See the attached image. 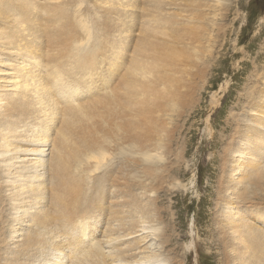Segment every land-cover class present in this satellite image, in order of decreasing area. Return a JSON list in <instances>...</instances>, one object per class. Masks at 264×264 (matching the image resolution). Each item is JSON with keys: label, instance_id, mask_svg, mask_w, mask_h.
I'll return each instance as SVG.
<instances>
[{"label": "bare ground", "instance_id": "bare-ground-1", "mask_svg": "<svg viewBox=\"0 0 264 264\" xmlns=\"http://www.w3.org/2000/svg\"><path fill=\"white\" fill-rule=\"evenodd\" d=\"M99 1L105 7L98 17L86 14L93 0L77 1L74 12L67 9L65 0H52L53 5L44 8L83 35L92 33L98 39L95 46L101 44L98 48H74L70 54L64 50L40 54L38 49L29 52L21 46L10 49L18 56L27 53L31 62L38 63L34 67L44 72L38 78L29 77L35 81L22 83L18 90L22 93L0 89V264H60V260L68 264H158L165 260L146 241L158 236L152 232L155 226L146 225L152 220L154 202L142 199L149 186L137 181L134 173L146 164L140 173L148 180L153 171L149 160H157L159 154H150L157 147L149 148V140L136 129L137 119L148 117L150 106L154 110L150 118L158 113L161 105L155 103L163 98L166 84L203 80L202 74L187 73L185 66L188 71L200 66L197 60L202 52L191 45L202 36L211 41L215 23L209 15L217 5L203 0ZM22 3L32 21L29 6L35 8L42 2ZM2 7L6 9L5 4ZM125 8L135 10L138 26L129 14L121 24L112 19L111 12ZM93 24L101 29L99 37ZM118 25L124 30L119 37L122 43L111 53L116 50L113 31ZM99 59L109 64L101 68ZM72 69L86 72L73 75ZM255 80L252 92L248 91L251 106L256 112L262 110L254 122L258 129L250 126L251 136L245 142L250 148V178L259 179L262 174L253 171V163L264 155V146H260L264 135L259 130L264 127V70ZM137 86L142 88L139 92ZM257 134L258 140L251 142ZM38 144L48 145V158L39 155L34 166L16 162L21 150ZM41 150L39 154L45 149ZM256 189L259 193L244 203L264 211V186ZM230 216L227 212L222 219ZM238 219L247 234L240 239L247 264H264V229L241 216ZM231 227L223 224V228ZM139 230L144 235H135ZM100 233L102 238H96ZM224 244L227 262L232 254L229 244Z\"/></svg>", "mask_w": 264, "mask_h": 264}, {"label": "rangeland", "instance_id": "rangeland-1", "mask_svg": "<svg viewBox=\"0 0 264 264\" xmlns=\"http://www.w3.org/2000/svg\"><path fill=\"white\" fill-rule=\"evenodd\" d=\"M22 1L0 0V89L9 93H22L18 91L22 88L20 85L35 81L33 74L38 78L43 71L39 72L40 69L34 67L38 63L31 62L27 53L18 56L10 49L21 46L29 52L38 49L40 54L48 50L53 54L62 50L70 54L74 48L94 50L101 45L95 46L98 39L92 33L85 36L69 21L57 20V13L47 14L45 5H53L52 0H40L42 3L35 8L29 6L33 9L32 21L26 16L27 10ZM65 1L67 9L72 12L77 1L82 3V0ZM83 1L90 3V0ZM203 1L217 5L209 15L215 23L209 26L211 41L202 36L195 45L192 44L202 52L201 60H197L200 66L193 67L190 72L189 66H185L187 73L202 74L203 80L166 84L163 98H158L155 103L161 105L158 113L150 118L154 111L150 106L148 117L139 116L137 119L136 129L149 140V148L157 147L150 154H159L156 155L157 160H149L153 171L148 180L140 173L142 165L146 164L139 165L134 173L137 181L149 186L148 195H142V199L148 197L154 202L151 210L153 221L150 219L146 225L155 226L152 232L158 233V236L152 235L146 241L150 249L160 252L158 257L165 259L158 264H247V255L240 244V239L247 234L238 226V216L264 229V211L254 204L247 206L244 203V200L259 193L257 187L264 186V155L260 154V159L253 163V171L260 172L262 176L259 179L250 178V148L245 142L246 137L251 136L248 128L256 126L254 122L259 119L262 110L256 112L253 109L252 93L249 95V92H252L257 74L264 70V0ZM103 4L93 0L87 16H100L105 7ZM128 11L125 8L111 12L112 19L116 24H121L127 14L128 18L136 19L135 10ZM141 12L139 10V14ZM223 14L227 15L223 17ZM136 20L138 26L139 18ZM35 22L39 24L33 26ZM93 25L99 37L101 29L98 31V27ZM121 26L113 31L116 50L111 53L117 52L121 46L119 37L124 32ZM137 32L138 28H135V36ZM112 60L109 58V61ZM109 61L99 59L97 66L103 68ZM72 72L74 75L86 71L72 69ZM118 88L121 91V86ZM137 89L139 92L142 88L137 86ZM259 130L260 135H264V127ZM260 135H255L251 142H256ZM41 145L36 148L30 145L27 151L21 150L16 162L34 166L39 155L48 158V145ZM41 149L45 150L39 154ZM134 156L140 157L138 154ZM226 183L229 184L228 189ZM136 192L141 197L140 190ZM227 212L231 216L222 219ZM251 214H257L259 218H252ZM224 223L232 227L223 228ZM98 229L103 231L101 227ZM143 233L139 230L135 235L142 236ZM96 238H102V234ZM224 243L229 244L231 249L232 258L227 257L228 263ZM232 259L235 260L230 261ZM58 263L68 264L66 260Z\"/></svg>", "mask_w": 264, "mask_h": 264}]
</instances>
